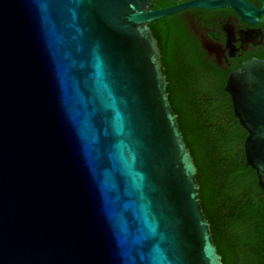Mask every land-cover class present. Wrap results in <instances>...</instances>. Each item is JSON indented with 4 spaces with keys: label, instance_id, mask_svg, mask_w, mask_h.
<instances>
[{
    "label": "water",
    "instance_id": "water-1",
    "mask_svg": "<svg viewBox=\"0 0 264 264\" xmlns=\"http://www.w3.org/2000/svg\"><path fill=\"white\" fill-rule=\"evenodd\" d=\"M0 0V264H222L149 25L193 0ZM264 193V59L228 75Z\"/></svg>",
    "mask_w": 264,
    "mask_h": 264
},
{
    "label": "trees",
    "instance_id": "trees-1",
    "mask_svg": "<svg viewBox=\"0 0 264 264\" xmlns=\"http://www.w3.org/2000/svg\"><path fill=\"white\" fill-rule=\"evenodd\" d=\"M168 23L169 16L149 27L162 49L168 100L197 168L213 243L222 264H264V193L245 163L246 132L233 114L223 77L186 53L184 43L166 32Z\"/></svg>",
    "mask_w": 264,
    "mask_h": 264
},
{
    "label": "flooded vegetation",
    "instance_id": "flooded-vegetation-1",
    "mask_svg": "<svg viewBox=\"0 0 264 264\" xmlns=\"http://www.w3.org/2000/svg\"><path fill=\"white\" fill-rule=\"evenodd\" d=\"M189 1L193 0H155L151 10ZM237 1L249 4L255 11L262 8L261 0ZM255 19L256 23L244 22L231 7L185 9L169 16L166 32L177 36L175 39L184 43L185 52L197 57L204 69L223 77L225 84L228 75L245 63L264 59V19L263 16Z\"/></svg>",
    "mask_w": 264,
    "mask_h": 264
}]
</instances>
